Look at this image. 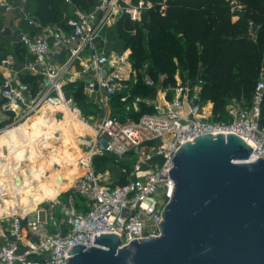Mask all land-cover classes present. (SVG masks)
<instances>
[{"label":"built area","instance_id":"1","mask_svg":"<svg viewBox=\"0 0 264 264\" xmlns=\"http://www.w3.org/2000/svg\"><path fill=\"white\" fill-rule=\"evenodd\" d=\"M61 1L72 6L71 0ZM27 2L0 0L5 14L21 7L23 20L33 29L21 31L18 39L32 61L19 70L13 57L0 60L3 115L26 121L44 105L63 106L77 112L78 118L88 125L89 118L79 113L65 91L67 85L79 81L83 93L92 99L102 94L107 100L122 95L121 103L131 100L129 95H123L126 83L135 75L129 53L98 52L96 44L121 15L126 13L131 20L141 21L150 3L140 1L137 7L124 9L123 0H98L90 12L74 7L71 15L62 16V24H44L24 8ZM230 5L232 12L241 8L236 0H230ZM249 28L253 36L251 23ZM61 51L67 53V59L55 64L53 59L59 58ZM77 64H81L80 70ZM23 76L35 78L33 89L23 82ZM175 80L172 95L161 94L158 103L133 99V107L143 103L153 109V114L142 115L138 120L126 117L123 121L106 115L93 128L89 126L92 134L86 141L89 154L85 172L70 187L72 196L65 202L56 198L43 203L32 213L4 216L0 223V240L4 241L0 245V264H65L70 248L94 247V236L100 234L119 236L120 248L133 241L159 237L162 214L175 187L168 176L173 168L171 162L182 145L198 136L237 135L252 144V153L245 163L264 160L263 69L248 103L233 100L226 105L227 122L212 120V109L204 113L200 81L183 83L178 70ZM144 82L152 84L147 76ZM107 155L114 157L115 164L126 163L120 167L117 178L109 170H96L93 165L94 158ZM73 198L80 199L79 208L73 204Z\"/></svg>","mask_w":264,"mask_h":264},{"label":"trees","instance_id":"2","mask_svg":"<svg viewBox=\"0 0 264 264\" xmlns=\"http://www.w3.org/2000/svg\"><path fill=\"white\" fill-rule=\"evenodd\" d=\"M131 1L134 4L140 1L151 4L148 10L143 11L140 23L132 25L124 17L116 24L123 47L132 50L130 60L134 69L139 70L147 63L145 73L154 85L158 75L166 76L165 86L174 85L177 70L183 82L196 84L200 81V101L213 105L214 121L229 120L225 107L230 99L250 101L262 69L264 74V0H236L241 8L234 12L231 11L230 0ZM71 2L81 12H90L97 3L96 0ZM27 8L44 24H62L64 5L61 0H28ZM233 17L237 19L234 21ZM249 23L252 24L253 36L250 35ZM133 30L136 32L134 35L131 33ZM22 80L34 88L35 78L23 76ZM141 81L135 88V94L153 95L155 89L144 86L143 79ZM67 87L73 89V86ZM71 95L84 114L86 98L82 95V86L73 90ZM53 113L54 108L48 106L39 118L21 127H25L31 146L40 148L45 142L51 147L50 159L42 166V171L52 165L59 168L64 165L58 136L62 129L67 128L66 121H55ZM66 113L70 115L68 110ZM261 115V123L264 124V100ZM56 134L58 136L53 137ZM22 149L20 146L19 151L8 150L0 141V187H7L10 195L15 187L12 178L5 176L3 171L11 166L13 157ZM108 162L115 164L114 157L95 158L93 165L99 170L101 164L107 165ZM115 165L119 167L120 164ZM5 204L10 205L11 200H5Z\"/></svg>","mask_w":264,"mask_h":264},{"label":"water","instance_id":"3","mask_svg":"<svg viewBox=\"0 0 264 264\" xmlns=\"http://www.w3.org/2000/svg\"><path fill=\"white\" fill-rule=\"evenodd\" d=\"M251 153L234 134L185 143L171 162L160 236L120 248L119 236L95 235L94 247L70 248L65 264H264V160L245 163Z\"/></svg>","mask_w":264,"mask_h":264},{"label":"crops","instance_id":"4","mask_svg":"<svg viewBox=\"0 0 264 264\" xmlns=\"http://www.w3.org/2000/svg\"><path fill=\"white\" fill-rule=\"evenodd\" d=\"M64 6H70L65 3H63ZM19 8V9H18ZM25 9L28 10L27 5L24 7ZM22 8L19 6H16L15 10L11 13L5 14L2 9H0L2 15L5 17L7 16V19L4 20L2 26H0V60H3L7 56H11L14 59L16 68L21 70L23 68V65L26 62L32 61V57L27 55L21 48V46L18 44V39H19V34L20 32H32L33 29L27 25V23L23 20L22 18ZM29 11V10H28ZM73 9H64L63 15L66 14H72ZM32 13V12H31ZM9 29L10 35H4V29ZM97 50L98 52L104 51V52H109V51H114L118 54L123 53L122 51L120 52L121 49H123V45L121 44L120 41H115L112 28L107 29L104 32L103 39L97 41ZM126 53H129L127 51ZM66 52L61 51L59 58H54L53 61L55 64L63 63L67 57H66ZM77 68L80 70L81 69V64H77ZM176 74V73H175ZM175 78V76H174ZM3 79L0 75V84H2ZM144 82V79H143ZM138 83V79L136 75H131L129 82L126 83V90L123 92V95H129L131 100H129L127 103H121L120 102V97L122 96H116L113 99L107 100L102 94L96 95L95 99H92V96L90 95H85L82 90V95L85 96L86 98V104H84V114H82V111L79 107H77L79 113L87 118H90L94 111H97L100 113V116L104 117L106 115L113 116L117 118L120 121H123L126 117H131L134 120H138L142 115L148 114L149 111H153V109L146 108L143 103H140L139 105H136L135 107L132 106V101L134 98H139V99H148L151 101L159 102L160 101V96L158 95L159 90L157 89V86L151 84V86L146 85L144 82V86L147 87H153L155 89L154 94L151 95L150 97H143V96H135V87ZM81 85V82L79 81L78 83L75 84H69L67 86H73L72 90H69L68 87H65L66 94L72 97V92L75 90L77 87ZM73 98V97H72ZM74 101V100H73ZM75 104V102H74ZM3 105V100L0 98V109L2 108ZM212 106V105H211ZM48 106L42 108V110L46 109ZM212 108V107H211ZM42 110L40 111L39 114L42 113ZM66 108L60 107V108H54V112L60 113V112H65L66 113ZM69 111V110H68ZM1 113L2 110H0ZM71 117H70V123L74 124V129L76 131H73L69 129L71 136L80 138L83 134V140L82 138L80 141H72L70 143H61L62 145L65 144V149L61 151L63 153V158H64V169L59 168L57 165H52L51 167H45V169L42 171V166L45 164V162L49 161L50 159V152L48 153V157L38 166L35 168L29 167L28 170L24 169L25 165H27V160H28V155L27 152L32 154V158L35 161L37 157H39L40 153L43 152V148H38L31 146L32 143H28L27 137L23 133H14L16 127L23 125L27 123L30 118H28L26 121L21 123L18 126H15L11 129H8L6 132L0 134L5 135V134H11L13 137L14 141L17 143H25L26 146L16 155L13 157L12 161V168L11 172L13 173V178H12V183L14 184L15 187V192L10 195L8 193V189L5 186L0 187V209L4 208V203L5 200H13L14 204L11 206V209H6L8 211H18L21 214H26V213H32L33 211L36 210V208L43 204L45 199L49 197H55L58 193L57 192H52L48 193L49 189H51V185L53 183L52 179L53 176L57 175L60 172V179L65 180L62 183L63 186V191L62 193H66L65 195L61 196V193L59 194L58 201H63L65 202L70 196H72L71 190H70V184L76 180L81 174L82 170L76 166L77 159L82 157L88 152V148L85 145V142L88 139V129L90 128L88 125L83 126L84 123L78 118V113L77 112H70ZM5 116V115H4ZM6 118V117H5ZM81 132V133H79ZM23 135V138L19 139V135ZM79 136H75V135ZM76 138H74L75 140ZM81 144L85 148V154L80 151V148L77 144ZM69 150H68V147ZM51 151V148H50ZM111 156L112 155H107ZM95 159V158H94ZM20 164H19V163ZM17 163V164H16ZM113 165L115 168H113ZM31 166V165H30ZM121 166H126L125 162H120L119 167L116 166L115 164L110 163L106 164H101L99 170H109L112 175L117 178L119 175V169ZM17 168V171L15 169ZM23 167V169H22ZM96 168V167H95ZM48 174V175H47ZM15 178H18L20 181V184L22 183L26 190L25 191H19L18 190V185L15 183ZM39 191H42V193H39ZM8 197L7 199L4 197ZM73 204L79 208L81 201L80 199L73 198ZM56 217L59 218V215L57 212L55 213ZM7 214L2 213L0 210V223H2V218L3 216ZM1 226V224H0ZM4 241L0 240V245L3 244Z\"/></svg>","mask_w":264,"mask_h":264},{"label":"rangeland","instance_id":"5","mask_svg":"<svg viewBox=\"0 0 264 264\" xmlns=\"http://www.w3.org/2000/svg\"><path fill=\"white\" fill-rule=\"evenodd\" d=\"M97 2H98V0H96ZM123 1H125L124 3L122 2L121 4H123L124 5V9H133L134 7H137L136 6V4H134V3H132V1L131 0H123ZM73 9L74 8V5L72 4V6H64V9ZM145 10H148L147 8L145 9ZM124 17H126V19L132 24V25H136V24H138V23H140L141 21H139V20H137V19H130L129 18V16H127L126 15V13L124 14V15H121L119 18H118V20L120 19V18H124ZM7 19V16L5 17L4 15H2V13H1V11H0V26H2V24H3V22H4V20H6ZM118 20L116 21V23L113 25V27H112V32H113V36H114V40L115 41H120L121 42V44L124 46V43H123V41L118 37V34H117V31H116V24H117V22H118ZM140 25V24H139ZM132 35H134L136 32H135V30H133L132 32ZM127 52V51H129V61H130V64H131V66H132V62H131V54H132V50H131V48H127V49H125L124 47H123V49H121L120 50V52ZM147 66H148V64L147 63H145L144 65H143V67L142 68H140L139 70H137L136 68L134 69L133 68V66H132V70L135 72V75H136V77H137V79H138V83H137V85L139 84V82L142 80V79H144V77L146 76V71L145 70H147ZM178 73H179V71H178ZM179 76H180V73H179ZM165 78H166V76L165 75H158L157 76V78H156V80H154L155 82V85L157 86V89L159 90V92H158V95L159 96H161V94H164V93H167V96L168 97H170L172 94H171V91L173 90V88L175 87V85H176V80H175V78H174V81H175V84L174 85H164L163 84V82H164V80H165ZM180 79H181V77H180ZM181 81H182V79H181ZM142 82V81H141ZM183 82V81H182ZM189 82V84H193V81H188ZM183 83H187V81H185V82H183ZM137 85H136V87H137ZM135 87V88H136ZM142 91V90H141ZM154 93V92H153ZM135 96H140V95H137V94H135ZM143 97H149V96H143ZM233 100H236V99H230L228 102H227V104L226 105H228V104H230ZM202 103V102H201ZM206 104H208V103H204V105H206ZM209 104H211V103H209ZM212 105V104H211ZM211 109H213V105H212V108ZM1 110V109H0ZM45 111V109L44 110H42V113ZM40 112H38L37 114H35V115H33L31 118H30V120L27 122V123H25V124H30L33 120H35V119H37V118H39L40 117V115L42 114H39ZM154 112H152V111H149L148 112V114L149 115H151V114H153ZM69 116H71V114L69 115L68 113H65V112H60V113H56V112H54L53 113V117H54V120L55 121H57V122H62V121H66V127L67 128H65V129H62L61 130V132H60V135L58 136V134H56V136H53V137H59V139H60V141H61V143H70V142H72V141H80V139L82 138V140H83V134L81 135V136H79L78 134L77 135H75V136H79L80 138H78L77 139V137H74V138H76L75 140H74V138L71 136V134H70V131H69V129L70 130H72L73 131V133H74V131H76L75 129H74V126H76V125H74V124H71L70 123V117ZM6 117V118H5ZM103 117V116H102ZM101 116H100V113H98L97 111H94V113H93V115L87 120V122L86 123H88V126H90L91 128H93L94 126H95V124L102 118ZM24 121L21 119V120H18L17 118H15L14 116H4L3 115V113H1L0 112V132L2 131V130H7V129H11L12 127H15V126H18V125H20L21 123H23ZM24 125V124H23ZM21 127H22V125H20V126H18L17 128H16V130L14 131V133H23V134H25V131H26V129H25V127L23 128V129H21ZM77 127V126H76ZM79 133H81V132H79ZM1 134V133H0ZM0 141H1V144L3 145V147L4 148H6V149H8V150H14V149H17L18 151H19V148H20V146H21V149L22 148H24L25 147V144H23V143H17V142H15L14 141V139H13V137L10 135V134H8V135H3V137L0 139ZM45 142H42V147L41 148H43V152L42 153H40L39 155V157H37L36 158V160L34 161L33 160V158H32V154H30V153H28L27 152V155H28V160H27V165H25V168L24 169H26V170H28L29 169V167H31L32 169L33 168H35L36 166H38L39 164H41L47 157H48V153L50 152V146L49 145H46V144H44ZM78 146H79V148H80V151L82 152V153H84L85 154V148H84V146L83 145H81V144H77ZM65 144H60L59 145V149L61 150V151H63L64 149H65ZM68 147V146H67ZM64 148V149H63ZM68 150H69V147H68ZM6 152V151H5ZM7 153V152H6ZM19 163V162H18ZM109 163V162H108ZM17 164V163H16ZM20 164V163H19ZM31 165V166H30ZM15 169H16V171H17V168L15 167ZM22 169H23V167H22ZM83 172H85V171H83ZM84 173H82L81 175H83ZM48 175V174H47ZM80 175V176H81ZM79 176V177H80ZM61 177H60V172L57 174V175H55V176H53V179L52 180H57V179H60ZM66 193L64 192V193H61V196L62 195H65ZM4 198H8V197H4ZM44 203H46V202H44ZM45 207V206H44ZM40 208V207H39ZM4 216H6V215H4ZM3 216V217H4Z\"/></svg>","mask_w":264,"mask_h":264},{"label":"bare ground","instance_id":"6","mask_svg":"<svg viewBox=\"0 0 264 264\" xmlns=\"http://www.w3.org/2000/svg\"><path fill=\"white\" fill-rule=\"evenodd\" d=\"M46 106H48V105H44L42 108H44V107H46ZM50 107H52V106H50ZM60 107H63V106L53 107V108H60ZM42 108H41V110H42ZM41 110H40V111H41ZM210 110H211V104H209V103L206 104V105L203 107V111H204L205 114H208ZM40 111H39V112H40ZM83 126H86L85 123H84ZM16 128H17V127H16ZM15 130H16V129H15ZM6 131H7V130H5L4 132H6ZM4 132H3V133H4ZM91 134H92V130H91V128H89V129H88V139H89V137L91 136ZM88 139H87V140H88ZM245 142H246L249 146L252 145L248 139H245ZM85 145H86V142H85ZM88 154H89V151H88L85 155H83L82 157H80L79 159H77L76 166H78V167L82 170V171H81L82 173H84L83 171H85V164H86V160H87V156H88ZM11 168H12V164H11L10 167L4 169L3 172H4V175H5V176L10 177V178H13V173L11 172ZM61 169H64V170H65L64 165L61 167ZM81 176H82V175H81ZM52 181H53V183H52V185H51V189H49L48 193L57 192L58 194H57L55 197H49V198L45 199L46 202L55 200V199L59 196V194L62 193V191H63V189H64L63 186H62V183H63L65 180L57 179V180H52ZM74 181H75V180H74ZM74 181H73V182H74ZM73 182L70 184V187L72 186ZM70 187H69V188H70ZM18 190H19V191H25L26 188H25V186L21 183V184L18 186ZM14 192H15V190H14ZM39 193H42V191H39ZM42 194H44V193H42ZM44 195H45V194H44ZM13 204H14L13 200H11V204H10V205L4 203V208H2V209H0V210L2 211V213L7 214V216H10L12 213H16V212H17L18 214H21V213H19L18 211H8V210H6V209H11V208H12L11 206H13ZM5 208H6V209H5ZM33 212H34V211H33Z\"/></svg>","mask_w":264,"mask_h":264}]
</instances>
